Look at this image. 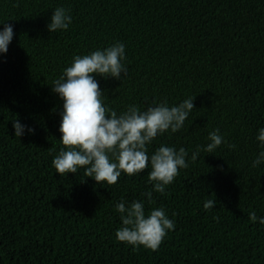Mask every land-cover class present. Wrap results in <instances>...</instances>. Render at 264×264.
<instances>
[{"label":"trees","instance_id":"1","mask_svg":"<svg viewBox=\"0 0 264 264\" xmlns=\"http://www.w3.org/2000/svg\"><path fill=\"white\" fill-rule=\"evenodd\" d=\"M58 6L73 22L51 33ZM3 22L15 36L0 56V264H264V225L249 219L264 216V164L252 166L264 127V0H0ZM116 41L126 44L127 74L97 77L110 108L195 97L184 127L148 146L149 155L161 144L189 152V167L151 204L142 195L150 168L101 185L52 166L64 147L53 81L75 55ZM16 119L35 134L16 137ZM217 128L237 147L201 149L192 162ZM121 197L175 220L157 250L116 238Z\"/></svg>","mask_w":264,"mask_h":264},{"label":"clouds","instance_id":"2","mask_svg":"<svg viewBox=\"0 0 264 264\" xmlns=\"http://www.w3.org/2000/svg\"><path fill=\"white\" fill-rule=\"evenodd\" d=\"M73 22L70 9L56 7L47 24L51 33L67 30ZM0 56H6L14 36V25L0 23ZM126 44L116 41L107 47L97 48L88 54L75 55L69 66L53 81L52 92L62 101L59 112L60 141L64 147L55 155L52 166L60 175L84 170L87 177L98 184L114 185L122 174L133 176L146 168L148 183L152 187L142 195L147 203H154L153 193L164 194L179 175L189 167V152L181 147L161 144L149 155V145L165 132L176 133L184 127L186 119L195 109V97H188L178 104L169 105L167 99L152 101L144 110L130 104L118 113L104 103L105 91L100 86L102 77L122 80L127 74ZM16 137L35 134L36 128L20 119L13 121ZM256 141L261 149L253 167L264 164V127L257 130ZM206 146H198L190 160L196 161L201 149L213 153L222 144L236 148L217 128L208 135ZM216 199L204 202L206 210L215 207ZM115 209L120 214L121 226L116 238L134 249L144 247L157 250L169 231L176 224L164 207L146 212L145 200L131 202L121 197ZM252 222L264 225V216L256 211L249 213Z\"/></svg>","mask_w":264,"mask_h":264}]
</instances>
